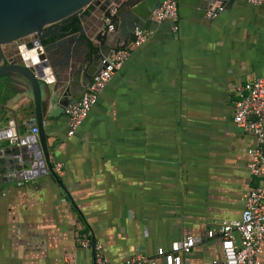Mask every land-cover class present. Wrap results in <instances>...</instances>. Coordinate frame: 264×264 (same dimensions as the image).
I'll return each mask as SVG.
<instances>
[{"label": "crops", "instance_id": "obj_1", "mask_svg": "<svg viewBox=\"0 0 264 264\" xmlns=\"http://www.w3.org/2000/svg\"><path fill=\"white\" fill-rule=\"evenodd\" d=\"M92 7L76 15L87 31ZM173 25L151 24L74 137L63 106L44 117L64 190L49 174L0 185V264H89L92 250L74 241L79 233L113 262L154 256L186 236L201 243L181 264L220 258L207 232L238 220L242 195L259 183L245 170L253 139L234 127L232 104L238 86L264 78V4L239 0L212 19L178 15L176 33ZM8 81L0 128L14 122L20 138L30 136L32 96Z\"/></svg>", "mask_w": 264, "mask_h": 264}, {"label": "water", "instance_id": "obj_2", "mask_svg": "<svg viewBox=\"0 0 264 264\" xmlns=\"http://www.w3.org/2000/svg\"><path fill=\"white\" fill-rule=\"evenodd\" d=\"M163 1L0 0V79L28 86L34 118L24 126L37 129L36 135L20 138L14 122L0 128V143L19 137L14 146L0 145V185L49 174L64 190L51 166L44 117L53 107L78 100L94 75L104 69L101 61L134 42L135 29L148 30L150 12ZM173 1L178 15L192 12L196 19H205L216 3L229 11L239 0ZM92 5L93 16L87 17L90 31L84 27V19L78 21L75 32L49 29ZM213 13L217 16L218 9ZM109 26L113 27L112 32ZM7 45L8 56L3 52Z\"/></svg>", "mask_w": 264, "mask_h": 264}, {"label": "built area", "instance_id": "obj_3", "mask_svg": "<svg viewBox=\"0 0 264 264\" xmlns=\"http://www.w3.org/2000/svg\"><path fill=\"white\" fill-rule=\"evenodd\" d=\"M251 7H259L264 0H245ZM93 6V5H92ZM223 12L220 5L213 6L206 14L207 19L215 18L214 10ZM177 5L173 0H164L150 12L149 20L153 25L165 22L174 23L172 32L178 27ZM108 24V21L106 20ZM113 27L109 26V32ZM151 32L145 29H135L134 42H129L124 48L112 52L101 61L104 69L98 71L92 78L84 93L75 102L62 108V114L67 121V137H74L84 125L100 95L112 79L121 70L123 64L130 59L132 53L144 45ZM236 100L232 104V123L244 135L253 139V146L247 150L248 162L245 170L252 180L259 183L246 191L240 199L242 207L238 220L224 221L215 230L207 232L209 240L219 241L220 258L211 264H264V78H253L235 90ZM31 134L36 135L37 129L32 126ZM19 137L9 139V145L18 143ZM62 164L56 163L53 172L61 173ZM75 244L81 249L92 250L89 264H181L183 256L191 254L194 247L201 243L200 238L186 236L174 242L166 250L158 247L154 256L143 254L124 255L118 261H110L103 255V247L99 241L91 240L86 234H77ZM64 264H69L67 260Z\"/></svg>", "mask_w": 264, "mask_h": 264}, {"label": "trees", "instance_id": "obj_4", "mask_svg": "<svg viewBox=\"0 0 264 264\" xmlns=\"http://www.w3.org/2000/svg\"><path fill=\"white\" fill-rule=\"evenodd\" d=\"M79 17L72 16L67 19L65 22H69L66 28H69L71 32H75L78 30L77 23L79 21ZM12 97V90L9 84V81L5 78L0 79V106L4 105L8 100Z\"/></svg>", "mask_w": 264, "mask_h": 264}, {"label": "flooded vegetation", "instance_id": "obj_5", "mask_svg": "<svg viewBox=\"0 0 264 264\" xmlns=\"http://www.w3.org/2000/svg\"><path fill=\"white\" fill-rule=\"evenodd\" d=\"M65 24H66V22H62V23H59L57 25L51 26L49 29H54V30L58 29L59 32H61V31H65V32L70 31L69 28H65V29L62 28ZM3 52H4L5 55L8 56V45L3 48Z\"/></svg>", "mask_w": 264, "mask_h": 264}, {"label": "rangeland", "instance_id": "obj_6", "mask_svg": "<svg viewBox=\"0 0 264 264\" xmlns=\"http://www.w3.org/2000/svg\"><path fill=\"white\" fill-rule=\"evenodd\" d=\"M223 105H224V103H223L222 101H220V102H219V109L217 110L218 113H217L216 117H214L215 121L218 122V123H220V122L222 121V119H221V114H220V113H221V111H222V110H221V106H223ZM222 113H223V112H222Z\"/></svg>", "mask_w": 264, "mask_h": 264}]
</instances>
